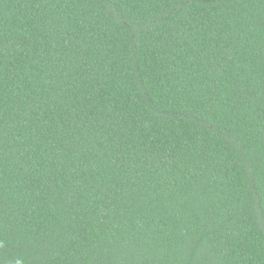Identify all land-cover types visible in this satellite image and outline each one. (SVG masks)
Here are the masks:
<instances>
[{"label": "trees", "instance_id": "16d2710c", "mask_svg": "<svg viewBox=\"0 0 264 264\" xmlns=\"http://www.w3.org/2000/svg\"><path fill=\"white\" fill-rule=\"evenodd\" d=\"M0 264H264V0H0Z\"/></svg>", "mask_w": 264, "mask_h": 264}]
</instances>
